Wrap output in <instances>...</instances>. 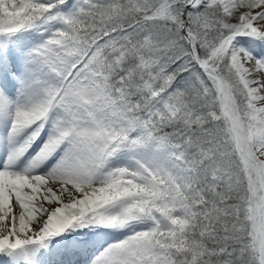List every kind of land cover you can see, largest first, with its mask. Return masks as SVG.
Listing matches in <instances>:
<instances>
[{"label":"snow or ice","instance_id":"1","mask_svg":"<svg viewBox=\"0 0 264 264\" xmlns=\"http://www.w3.org/2000/svg\"><path fill=\"white\" fill-rule=\"evenodd\" d=\"M0 264H264V0H0Z\"/></svg>","mask_w":264,"mask_h":264}]
</instances>
